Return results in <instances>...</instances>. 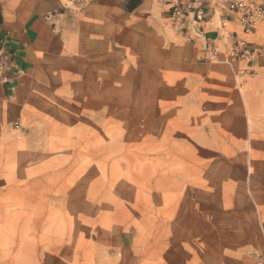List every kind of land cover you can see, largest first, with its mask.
<instances>
[{
    "label": "rangeland",
    "instance_id": "obj_1",
    "mask_svg": "<svg viewBox=\"0 0 264 264\" xmlns=\"http://www.w3.org/2000/svg\"><path fill=\"white\" fill-rule=\"evenodd\" d=\"M51 18L61 53L0 94V264H251L264 128L245 99L264 63L239 88L157 2L63 0Z\"/></svg>",
    "mask_w": 264,
    "mask_h": 264
},
{
    "label": "crops",
    "instance_id": "obj_2",
    "mask_svg": "<svg viewBox=\"0 0 264 264\" xmlns=\"http://www.w3.org/2000/svg\"><path fill=\"white\" fill-rule=\"evenodd\" d=\"M156 2L166 7L160 0H118V7L124 13L132 14ZM206 4L210 14L206 32L210 36L222 34L221 20L231 16L224 0H206ZM62 7L63 0H0V49L12 52L17 65L14 70V82L10 85L0 84V94L3 98L16 99L27 84V76L33 75L39 69H48L50 59L61 53L64 35L56 32L54 26L57 25V20L49 16ZM166 9L168 10L167 7ZM261 37H264V22L254 32L253 40L262 41ZM198 61L202 65H211L201 62L200 55ZM218 66L229 69L233 74L229 67ZM245 102L248 127L257 128L261 125L264 128V97H255L249 92ZM257 206L259 209L264 208L263 203ZM256 255L264 257V249L261 253L253 254L251 264H255Z\"/></svg>",
    "mask_w": 264,
    "mask_h": 264
},
{
    "label": "built area",
    "instance_id": "obj_3",
    "mask_svg": "<svg viewBox=\"0 0 264 264\" xmlns=\"http://www.w3.org/2000/svg\"><path fill=\"white\" fill-rule=\"evenodd\" d=\"M160 2L168 8L175 30L199 47L201 62L229 67L239 88H243V78L255 75V67L264 63V43L258 46L253 40L254 32L264 22V0H224L231 16L221 20L223 33L216 36L205 29L210 20L206 0ZM16 66L15 55L0 49V84L14 82ZM255 259V264H264L263 256L256 255Z\"/></svg>",
    "mask_w": 264,
    "mask_h": 264
}]
</instances>
